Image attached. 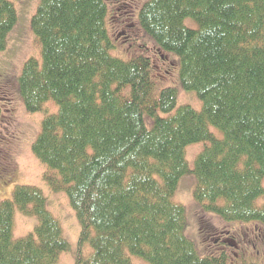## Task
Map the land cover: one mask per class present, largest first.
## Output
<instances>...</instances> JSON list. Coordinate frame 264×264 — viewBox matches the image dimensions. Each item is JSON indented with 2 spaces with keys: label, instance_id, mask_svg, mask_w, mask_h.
<instances>
[{
  "label": "trees",
  "instance_id": "1",
  "mask_svg": "<svg viewBox=\"0 0 264 264\" xmlns=\"http://www.w3.org/2000/svg\"><path fill=\"white\" fill-rule=\"evenodd\" d=\"M39 2L29 24L41 61L23 64L15 89L28 114H45L32 153L77 217L75 264H132L126 253L148 264H237L243 257L230 249L236 234L211 231L202 221L210 213L251 224L258 233L252 245L263 244L264 204L255 202L264 193V0L127 4L140 44L127 61L109 53L119 45L106 29L114 0ZM187 19L197 28L186 27ZM16 21L13 3L0 0V52ZM149 52L168 66L166 80L177 63L165 58H179L180 87L196 93L200 112L176 108L173 87L155 96L163 81H155ZM6 84L14 86L0 73V91L10 97ZM143 115L154 119L151 130ZM196 143L206 147L190 170L184 152ZM186 174L195 178L197 235L201 242L207 235L197 251L186 237L184 208L172 200ZM45 201L26 185L0 202V264H55L69 250ZM16 210L37 221L17 240ZM86 245L91 253L82 260Z\"/></svg>",
  "mask_w": 264,
  "mask_h": 264
},
{
  "label": "rangeland",
  "instance_id": "2",
  "mask_svg": "<svg viewBox=\"0 0 264 264\" xmlns=\"http://www.w3.org/2000/svg\"><path fill=\"white\" fill-rule=\"evenodd\" d=\"M8 1L14 5L17 21L15 27L8 34L6 49L0 52V73L11 76L12 85L14 84V86H10L8 88L9 91H7L8 94H11L10 97L7 96V93L0 91V202L11 199V194L16 186L28 185L40 189L46 200L45 206L47 211L58 220L62 237L66 239L69 245V250L62 253L55 264H75V256L78 252V236L80 233L77 217L68 203L67 194L63 191H52L50 185L45 181L47 168L39 163L32 153V146L40 133V126L45 114L43 112L28 114L24 109L23 101L18 97L19 95H16L17 90L15 89L16 80L21 74L23 64L31 58L39 62L41 61L40 45H38L37 39L32 34L29 24L30 17L34 14L40 0ZM146 1L148 0H114V2H112L109 16L111 22H109V28H107L106 25V29L107 31L109 29L108 32H110L111 39H114L115 44H119L109 51L114 58L127 61L129 58L127 54L133 53V50H138L140 44L135 40L137 36H139V33L134 27L133 20H130L127 8L129 4H133L134 8L137 9L139 6L146 3ZM105 21L107 22V20ZM184 25L188 28H197L195 22L191 19L185 20ZM148 46L150 45L147 44L146 47ZM121 50L123 51L121 52ZM148 55L151 58V62L156 66L154 71L156 72L154 76L156 77L155 81L158 80L159 84L163 81L162 85L154 90L155 96L161 88L173 87L177 93L176 108L186 105L193 111L200 112L202 109V102H200L196 93L186 92L180 87L179 58L171 53L167 55L168 58H165L168 61L173 59V61L177 63L176 67L171 71V75H169L166 80L165 77L167 78V76L163 71H167L168 66L165 67L161 65V62L158 61L156 56L151 52H149ZM48 105L53 104L50 103ZM158 115L161 118L167 116L164 114ZM153 120V118L143 115L144 126H146L148 130L152 129ZM210 131L218 139L223 137V134H221L218 129L216 130L211 127ZM205 147L206 143H196L185 148L184 157L187 162V167L190 170L194 168L193 166L197 155ZM194 185L195 178L193 174H186V176L180 178L172 200H174L175 204H179L184 208L187 221L185 229L186 237L194 244L197 251V246L199 247V245H201L204 247L207 245L205 241L207 235L204 234V236H202V242L197 235V217L199 214L196 201L193 199ZM260 185L264 190V177ZM255 204L258 207L264 204V193L262 197L256 200ZM13 218L12 237L15 240L31 234L37 224L34 217L24 216L18 210L15 211ZM202 221H204L203 224L208 226L215 234L221 230L229 231L230 236L233 233L236 234L234 236L235 242H232L233 247L230 249L231 251L234 250L237 252V259L243 257L238 260L237 264H243L244 262L264 264V242L260 244L257 242L261 240H257L256 246L253 244V247L252 243L254 237L258 233L253 229L254 227L251 224L244 225L237 222L227 223L220 220L212 213L207 214V217H204ZM258 229L264 235V226H260ZM195 243H197V245ZM200 249L199 247V250ZM256 251H259V260L252 259L256 257ZM90 253L91 248L87 245L83 246L80 251V257L82 260H86ZM126 255L129 257L132 264H148L140 258L130 256L129 253H126Z\"/></svg>",
  "mask_w": 264,
  "mask_h": 264
},
{
  "label": "flooded vegetation",
  "instance_id": "3",
  "mask_svg": "<svg viewBox=\"0 0 264 264\" xmlns=\"http://www.w3.org/2000/svg\"><path fill=\"white\" fill-rule=\"evenodd\" d=\"M9 85H10V84H6V86H5V87H6V88H7V87L9 88V87H10Z\"/></svg>",
  "mask_w": 264,
  "mask_h": 264
}]
</instances>
